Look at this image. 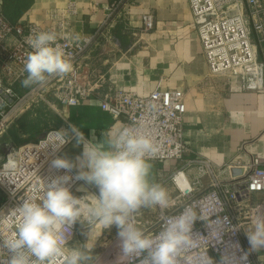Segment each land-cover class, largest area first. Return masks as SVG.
Returning <instances> with one entry per match:
<instances>
[{
    "label": "built area",
    "instance_id": "1",
    "mask_svg": "<svg viewBox=\"0 0 264 264\" xmlns=\"http://www.w3.org/2000/svg\"><path fill=\"white\" fill-rule=\"evenodd\" d=\"M131 0H111L98 26L89 33L78 34L70 30L69 19L77 13L76 0H69L64 8L49 10L45 19L9 21L0 6V146L6 149V159L0 164V191L4 197L0 204V243L11 239L16 232L19 216L15 210L25 201L39 202L46 191L47 181L59 175H71L69 187L74 195L82 181L74 179L76 170L50 168L53 158L62 157L69 134L63 128L53 127L34 141L14 145L2 141L9 125L25 109L39 101L48 100L51 94L62 105H78L82 100L97 95L98 80H83L84 65L92 50L112 38V29L128 13ZM193 21L203 52L212 74L236 78L244 91L264 90V0H188ZM155 27L152 12L142 14L141 33ZM34 31H52L57 41L73 63V72L64 77H54L43 86L26 88L23 93L17 85L27 75L24 62L31 48L26 43ZM136 34V33H135ZM100 97L102 108L113 119L109 131L123 126H133L138 134L152 137L161 145L156 158L151 161L179 160L180 165L170 175L177 190L171 206L158 208L155 222L144 231L155 235L161 231L165 220L180 214L184 207L192 206L204 216L197 221L194 232L200 233L197 243L182 252L178 264H220L222 257L234 258L247 251L239 217L253 192H264V164L262 157L252 154L248 162L236 158L221 166L205 157H186L189 148L183 139V117L186 112L184 91L164 88L160 83L149 93L114 89ZM195 169L191 178L188 169ZM234 168L242 171L235 174ZM222 174L229 177L223 178ZM208 178L206 184L204 178ZM77 196V195H76ZM264 212V199L250 212L252 218ZM227 218V219H225ZM136 222L137 215H135ZM80 223L72 227L69 245L75 239ZM239 245V249L235 245ZM8 252L0 248V264H7ZM58 264V262H57ZM96 264H142L138 255H123L116 243L103 261ZM247 264H255L253 253Z\"/></svg>",
    "mask_w": 264,
    "mask_h": 264
},
{
    "label": "crops",
    "instance_id": "2",
    "mask_svg": "<svg viewBox=\"0 0 264 264\" xmlns=\"http://www.w3.org/2000/svg\"><path fill=\"white\" fill-rule=\"evenodd\" d=\"M28 7L18 21L31 19L43 21L46 13L53 8L66 7L69 0H28ZM111 0H76L77 13L69 19L70 30L84 34L93 31L102 20L105 7ZM3 0H0L2 6ZM128 13L119 19L112 29V38L103 41L90 53L84 65L83 80H98L97 95L82 100L78 105H62L53 95L49 102L39 101L22 111L9 125L2 141L20 145L41 137L47 129L63 128L70 133V125L75 126L91 139L103 140L113 123L112 116L105 111L100 97L114 89L136 91L149 94L159 83L164 88H178L184 91L186 112L183 117V139L189 150L186 157L211 159L216 167L236 158L248 162L252 154L262 157L264 164V90L244 91L236 78L228 79L223 74H212L203 52L193 21L188 0H131ZM152 12L155 27L141 33L142 14ZM136 33V34H135ZM20 93L26 88L17 85ZM45 106L42 121L36 107ZM36 106V107H35ZM59 120L56 122V118ZM25 118L32 123L23 125ZM82 152V145L75 140L62 151V157L75 160ZM151 179L164 186L175 197L177 190L170 180L171 173L181 164L179 160L163 162L151 161ZM241 168H234L235 174ZM192 178L195 169H188ZM223 178H228L222 174ZM208 183V178H204ZM83 188V191L78 189ZM77 196H85L89 201L92 194H98L94 186L81 181L76 188ZM264 199V192H253L249 205L250 212ZM155 207L154 213H157ZM138 211L137 225L143 230L152 222ZM248 219V218H247ZM243 240L247 246L244 225ZM87 228V229H86ZM87 237H86V235ZM94 248L96 261H103L110 252L109 247L117 243V229L112 226L79 224L77 234L69 245L76 246L86 241ZM114 241V242H113ZM113 242V243H112ZM110 246L108 247L107 246ZM255 264H264V253H253Z\"/></svg>",
    "mask_w": 264,
    "mask_h": 264
},
{
    "label": "clouds",
    "instance_id": "3",
    "mask_svg": "<svg viewBox=\"0 0 264 264\" xmlns=\"http://www.w3.org/2000/svg\"><path fill=\"white\" fill-rule=\"evenodd\" d=\"M56 41L57 34L52 31H34L26 37L31 51L23 66L27 74L21 81L23 87H43L50 79L73 72L72 61ZM69 128L65 143L75 140L77 146L82 145V152L75 160L57 156L50 168L65 173L75 169L74 179L94 186L98 194H92L89 201L70 190L73 176L50 178L39 202L25 200L15 210L20 218L15 235L0 243L9 254L7 264H96L94 248L87 239L69 247L72 227L77 223H99L105 229L115 226L121 253L141 256L142 264H178L179 255L201 236L194 232V225L204 216L186 206L180 214L168 217L155 235L146 234L135 219L141 208L171 206L169 191L151 179V160L161 145L150 136L138 134L133 126L109 131L100 141L94 134L87 138L73 125ZM245 236L248 250L239 256L234 252V258L227 260L222 257L220 264H247L250 253H264V212L252 218Z\"/></svg>",
    "mask_w": 264,
    "mask_h": 264
},
{
    "label": "trees",
    "instance_id": "4",
    "mask_svg": "<svg viewBox=\"0 0 264 264\" xmlns=\"http://www.w3.org/2000/svg\"><path fill=\"white\" fill-rule=\"evenodd\" d=\"M28 0H3V3H2V10H3V13L5 15V17L11 21V22H17L18 19L22 16V12L26 9V7H28ZM40 103V102H38ZM39 107H36V110L38 109L39 113L42 114L39 118L42 119V121L44 119H46L47 117L43 114L44 110L43 108L45 107L42 104H39L38 105ZM59 120V118L57 117L56 118V122ZM23 124V125H26V126H29L31 125L32 123L29 121V119L25 118L24 122H20V124Z\"/></svg>",
    "mask_w": 264,
    "mask_h": 264
},
{
    "label": "rangeland",
    "instance_id": "5",
    "mask_svg": "<svg viewBox=\"0 0 264 264\" xmlns=\"http://www.w3.org/2000/svg\"><path fill=\"white\" fill-rule=\"evenodd\" d=\"M15 145V144H14ZM6 159V149L5 148H1V146H0V164L4 161ZM1 202H2V199H0V204H1ZM154 210H155V207L154 208H141L139 211H141V212H143V215L144 216H146V215H148L149 214V217H148V219L149 220H151V221H153L154 219H155V221L158 219V217H159V213H160V211H159V209L157 210V213H154ZM136 215H137V218H138V212L136 213ZM240 216H243V213H241L240 214ZM250 219L251 218H242V220H241V222H243V221H248V222H250L251 223V221H250ZM138 221V220H137ZM250 223L249 224H247V225H244L245 226V228H243V231L245 230V231H247L248 230V228H249V226H250ZM85 224H87V223H85ZM83 225V224H82ZM87 229V228H86ZM246 239V241H247V238H245ZM114 242V241H113ZM112 242V243H113ZM117 243H119V241L117 242ZM116 243L114 242L111 246H110V244H109V246H108V244H107V246L109 247V250L111 249V248H113L114 247V245H115Z\"/></svg>",
    "mask_w": 264,
    "mask_h": 264
},
{
    "label": "water",
    "instance_id": "6",
    "mask_svg": "<svg viewBox=\"0 0 264 264\" xmlns=\"http://www.w3.org/2000/svg\"><path fill=\"white\" fill-rule=\"evenodd\" d=\"M3 197H4V193L0 191V199H3Z\"/></svg>",
    "mask_w": 264,
    "mask_h": 264
}]
</instances>
